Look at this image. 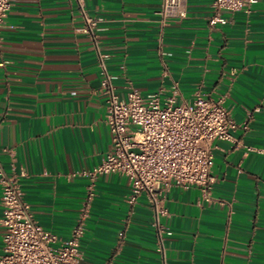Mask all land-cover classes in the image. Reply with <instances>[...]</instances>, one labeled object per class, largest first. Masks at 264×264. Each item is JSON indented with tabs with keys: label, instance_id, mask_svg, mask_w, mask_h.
Listing matches in <instances>:
<instances>
[{
	"label": "crops",
	"instance_id": "crops-1",
	"mask_svg": "<svg viewBox=\"0 0 264 264\" xmlns=\"http://www.w3.org/2000/svg\"><path fill=\"white\" fill-rule=\"evenodd\" d=\"M162 25L161 0H85L117 91L177 101L222 98L237 124L214 142L208 191L173 183L165 193L166 264H264V0L221 11L182 0ZM76 0H13L0 28V171L14 176L29 211L67 238L84 199L81 171L111 149L100 68ZM246 124V127L243 125ZM128 179H96L78 264H161L144 196ZM1 195V186H0ZM0 253L4 227L1 223Z\"/></svg>",
	"mask_w": 264,
	"mask_h": 264
},
{
	"label": "built area",
	"instance_id": "built-area-1",
	"mask_svg": "<svg viewBox=\"0 0 264 264\" xmlns=\"http://www.w3.org/2000/svg\"><path fill=\"white\" fill-rule=\"evenodd\" d=\"M258 0H212L213 19L223 21L221 11H249ZM82 17L81 30L91 39L100 68V89L105 97L106 123L111 133V149L91 169L81 171L87 178L79 214L67 238L44 229L23 201L14 176L0 171L1 223L4 227L0 264H78L80 240L85 231L96 179L118 173L128 179L125 200L130 205L144 196L152 211L156 252L166 264L164 227L165 193L173 183L199 186L208 191L214 181L213 147L216 140H231L237 124L222 98L195 93L191 101H177V85L171 94L143 96L129 88L121 95L108 71L105 54L99 49L97 18L87 12L85 0H76ZM13 0H0V28ZM182 0H161L158 13L162 25L185 16ZM246 127V124L243 125Z\"/></svg>",
	"mask_w": 264,
	"mask_h": 264
}]
</instances>
